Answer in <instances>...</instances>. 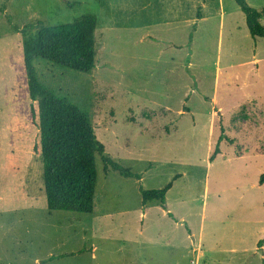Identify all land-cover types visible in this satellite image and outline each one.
Returning a JSON list of instances; mask_svg holds the SVG:
<instances>
[{"label":"rangeland","instance_id":"1","mask_svg":"<svg viewBox=\"0 0 264 264\" xmlns=\"http://www.w3.org/2000/svg\"><path fill=\"white\" fill-rule=\"evenodd\" d=\"M85 14L96 69L34 65L89 115L104 155L142 176L96 156L92 214L47 207L23 49ZM222 130L234 143L211 162ZM263 174L264 38L234 0H0V264H264ZM171 183L174 218L144 206L141 187Z\"/></svg>","mask_w":264,"mask_h":264},{"label":"trees","instance_id":"2","mask_svg":"<svg viewBox=\"0 0 264 264\" xmlns=\"http://www.w3.org/2000/svg\"><path fill=\"white\" fill-rule=\"evenodd\" d=\"M245 16L252 38H264V8L255 9L247 0H234ZM98 18L85 14L74 22L42 26L37 34L24 41V65L32 100L31 122L37 128L33 151L43 163V183L47 207L51 211L92 214L98 181L97 158L101 156L104 169H112L124 178L141 180L134 173L104 155L105 146L98 139L88 114L46 87L38 78L34 61L43 59L76 72L91 73L96 69V29ZM223 140L233 144L223 130L210 161L221 153ZM264 185V174L260 178ZM172 183L163 189L145 190L141 187L145 205L157 201L167 210L166 197ZM173 217L172 214H170ZM264 246V238L258 247ZM82 252H80L81 254ZM74 256L64 254L55 258Z\"/></svg>","mask_w":264,"mask_h":264},{"label":"crops","instance_id":"3","mask_svg":"<svg viewBox=\"0 0 264 264\" xmlns=\"http://www.w3.org/2000/svg\"><path fill=\"white\" fill-rule=\"evenodd\" d=\"M163 210H164V209H163ZM165 211L168 212V208H167V210H165ZM167 214H168V216H169L170 218H174V215H173L172 213L168 212ZM170 214H172L173 217H171ZM143 216H144V213H143ZM144 218H145V216H144ZM202 257H203V256H200V258H202Z\"/></svg>","mask_w":264,"mask_h":264}]
</instances>
